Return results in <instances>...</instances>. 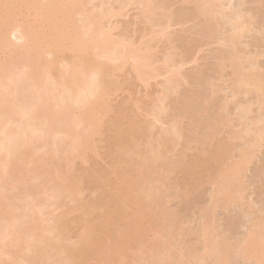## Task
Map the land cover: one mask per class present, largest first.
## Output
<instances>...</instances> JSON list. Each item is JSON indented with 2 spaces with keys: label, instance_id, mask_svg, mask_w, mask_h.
Returning <instances> with one entry per match:
<instances>
[{
  "label": "bare ground",
  "instance_id": "1",
  "mask_svg": "<svg viewBox=\"0 0 264 264\" xmlns=\"http://www.w3.org/2000/svg\"><path fill=\"white\" fill-rule=\"evenodd\" d=\"M110 1L0 0V264H71L72 252L78 253L80 258L93 252L87 228L73 247L66 242L61 227L69 214L66 202L76 203L80 200L81 192L79 185L70 179L60 181L65 175L62 166H74L76 158L83 159L87 151L92 149L94 138L99 134L102 124H106L103 113L113 111L110 98L120 90L116 73H122L130 67L132 75L144 85H149L152 79L170 76L165 78V96L173 90L175 79L182 75H179L180 70H176L178 64L174 63V53L169 52L162 59V71L161 66H158L161 60L154 54L153 42L160 36L163 38L164 34L166 37V31L173 24V16L166 15L165 5L160 0H113V4ZM115 2L117 7L120 6L118 9L113 6ZM191 2L195 5L196 14L209 20L218 13V0ZM135 3L142 6V14L148 21L156 18L152 27L157 35L148 42H141L140 46L134 44L127 35L116 36L115 32L121 26L118 22L112 24V20L124 17L126 10ZM239 17L241 20L237 16L233 24L231 20V28L236 34L231 36L230 42L236 46V35L246 25L244 16ZM229 59L233 74L240 77L243 74L238 62L240 58L234 55ZM191 61L190 58H183L179 66L184 67ZM259 79H240L238 84L241 82V88L249 86L258 89L264 96ZM162 104L148 112V117L157 124H163L161 116L166 108ZM261 104L264 108V100ZM118 120L116 117L110 121L109 129H119ZM151 121L148 122L149 128L146 125L147 129L143 125L133 124L130 130H137V134L143 133L144 136L152 134L146 137L148 142L145 141L144 147L147 146L152 157L158 158L162 150L167 149L171 138L182 140L183 131L178 120H173L172 128L161 130L154 139L152 132L156 123L151 125ZM260 122L253 125L256 129L253 130L252 138L248 139L252 147L261 141L264 132ZM216 123L210 126L213 132L220 124ZM117 135L122 137L121 132ZM219 147L222 151V145ZM121 150L122 155L129 159L139 154L134 153V148L130 146ZM219 150L216 152L220 154ZM130 153H133L132 158ZM146 153L141 158V154L137 155L139 158L134 165L125 163L121 158L119 160L123 163L118 160V164L125 163L128 167L119 168V172L118 169L113 170L118 183L108 190L106 198V206L111 212H119L123 208L131 210L126 216L131 223H127L126 227L136 225L135 231L139 226V216H144L151 208L158 191L155 186L145 188L146 183L143 182V172L149 169L147 165L150 164L146 157H151ZM217 153L216 156L219 155ZM116 154L111 156L117 158ZM249 159L248 151L242 150L241 158L235 164L215 170L213 180L217 187V192H214L216 196L220 197L221 194L228 201L235 197L233 195L241 189L243 168L249 164ZM140 164L146 165L142 167ZM27 178L35 180L32 187H29ZM126 204H132L134 210ZM58 210L62 212L57 214ZM104 215L101 225L109 219L117 227L118 219L111 218L107 213ZM204 221L202 244L199 243L203 245V251L201 247L198 250H195L197 247L185 250V254L181 253L182 258L174 264H205L204 261L209 260H212L211 264L228 263V248L223 241L217 243L218 237ZM257 226L255 232H248L237 248L254 264H262L264 223L263 226ZM163 238L166 239V236L163 235ZM220 245H224L227 251ZM42 246L45 248L42 249ZM167 250L171 253L170 248L167 247ZM161 255L167 253H152L150 257L156 260Z\"/></svg>",
  "mask_w": 264,
  "mask_h": 264
},
{
  "label": "rangeland",
  "instance_id": "2",
  "mask_svg": "<svg viewBox=\"0 0 264 264\" xmlns=\"http://www.w3.org/2000/svg\"><path fill=\"white\" fill-rule=\"evenodd\" d=\"M114 1L110 2L113 4ZM185 1L160 0L165 5L166 15L173 16L174 25L166 31V37L164 34L163 38L160 36L153 42L155 48L152 45L156 58L161 60L158 64L161 71L167 53H174V63L180 67L176 66V70H180L179 75H182L175 79L173 90L166 96L163 93L165 78L170 76L152 79L149 85H144L132 75L130 67L116 73L120 90L110 98L113 111L103 113L106 124L101 125L91 144L92 149L83 159L76 158L74 166H62L65 175L60 181L70 179L79 185L81 192L79 201L66 202L69 214L61 223L66 242L73 247L87 228L91 236L89 244L94 249L84 258L72 252L71 264H150L153 261V264H174L185 250L201 247L203 251V245L199 243L202 244L204 219L210 231L218 237L217 243L223 241L228 248L227 264H254L252 259L241 254L237 245L240 247L248 232L250 234L257 225L263 226L264 223V132L256 146L252 147L248 140L256 129L254 124L262 121L260 125L264 126L261 104L264 96L253 87L242 85L244 87L241 88V82H238L240 79L260 78L259 83L264 88V0H218V13L212 20L196 14L192 0ZM136 4L129 7L128 12L126 10L124 17L112 20V24L118 22L121 26L115 32L116 36L127 35L140 46L141 42H148L157 35L152 27L156 18L148 21L142 14V6ZM117 5L115 2L113 6L118 9L120 6ZM236 14L238 19L241 20L240 15L246 19L244 29L236 35L237 46L230 42L231 36H235L231 25L237 21ZM234 55L240 58L238 62L243 73L240 77L233 74V67L230 66L229 58ZM183 58L192 61L181 67L179 62ZM161 104L166 110L161 116L163 124H157L148 117V112ZM116 117L119 118V129H109L110 121ZM173 120H178L182 126L184 138H171L167 149H163L158 158L152 157L147 146L144 147L145 141L148 142L146 137L152 134L144 136L143 133L137 134V130H130L133 124L146 128L151 121V125L156 123L152 132L155 139L161 130L172 128ZM216 122L220 124L213 132L210 126ZM118 132L122 133V137H118ZM221 145L222 151L219 150ZM127 146L134 148V153L141 154H135L140 158L145 152L151 155L153 159L145 156L150 162H146L150 165H147L148 170L143 172L142 167L146 164H140L145 174L141 176L145 177V188L155 186L158 190L151 208L144 216H139L137 231L136 225L126 227L127 223H131L126 219L131 210L123 208L119 212H111L106 206L108 190L118 183L113 170L118 169L119 172L121 167L126 169L128 166L125 163L137 164L139 157L131 156L133 153H130L133 159L122 155L121 149ZM242 150L248 151L250 161L243 168L239 193L233 195L234 200L231 198L228 201L225 196L220 194L219 197L214 193L217 192L213 180L215 170L235 164L240 160ZM115 153L117 158L111 156ZM216 153L219 155L216 156ZM120 158L125 160L124 164L117 163ZM27 180L29 187L35 184V180ZM126 205L134 210L132 204ZM79 208L82 209L77 211ZM56 212L59 214L62 211ZM106 213L118 219L117 227L109 219L101 225ZM167 247L171 253H168ZM166 250L167 255H161L159 259L150 257L152 253L166 254ZM211 261L204 263L211 264Z\"/></svg>",
  "mask_w": 264,
  "mask_h": 264
}]
</instances>
